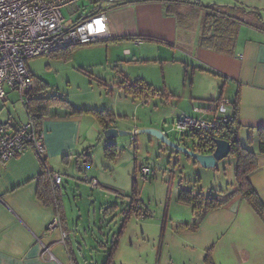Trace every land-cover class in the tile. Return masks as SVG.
<instances>
[{"label":"rangeland","instance_id":"rangeland-1","mask_svg":"<svg viewBox=\"0 0 264 264\" xmlns=\"http://www.w3.org/2000/svg\"><path fill=\"white\" fill-rule=\"evenodd\" d=\"M83 4L87 2L80 3ZM113 5L105 2L103 8L109 11ZM252 7L262 8L264 15V4ZM64 13L67 24L87 15L83 10L74 17L67 10ZM185 19L190 27L180 26L178 37V42L184 44L200 35L202 11L188 13ZM177 46L144 39L109 41L78 46L71 60L41 56L26 61L34 82L45 85L48 96L64 97L77 109H106L114 117L110 128L133 133L108 140L95 125L94 116L83 113L88 140L82 137V145L77 146L76 154H71L69 163H64L62 156L48 162L62 179L57 193L67 215L66 242L70 238L79 264H104L115 240L119 244L113 264H206L208 254L218 263L219 246L224 242L229 247L231 240L241 238L230 230L232 222L239 218L234 212L220 209L196 219L192 206L178 200L183 188L226 197L235 188V159L228 156L215 168L206 169L153 135L140 133L154 129L174 143L191 145L182 136L185 131L179 128L181 119L212 118L194 110L205 111L215 105L224 80L196 71L185 58L180 59L181 44ZM137 79L155 90L146 102L127 96L121 89L126 80ZM233 87H224L225 103L217 107L218 114L231 113ZM5 90L9 94L0 100V120L14 127L26 123L28 116L19 91H11L8 86ZM64 110L59 104L53 105L51 113ZM247 134L245 126L240 140L252 149L257 143L248 145ZM110 145L117 149L112 148L114 151L106 155ZM133 207L141 209L142 214L131 213L125 222ZM247 212L242 217L244 223L251 220L250 216L258 220L254 213ZM222 221L228 227L222 228ZM181 224L197 225L198 229L182 230ZM120 231L123 233L118 238Z\"/></svg>","mask_w":264,"mask_h":264},{"label":"crops","instance_id":"crops-1","mask_svg":"<svg viewBox=\"0 0 264 264\" xmlns=\"http://www.w3.org/2000/svg\"><path fill=\"white\" fill-rule=\"evenodd\" d=\"M193 1L192 3L189 0L192 4L198 2L221 6L246 3L244 5L249 7H260L264 4V0ZM192 4L183 6L182 10L188 13L198 12V7ZM260 10L263 11L262 8ZM107 15L109 31L113 38H128L124 40L136 42L137 39L149 37L152 38L150 39L152 42L165 41V45L173 47L181 44L179 52L182 58L180 59L185 58L188 64L196 68V71H199L197 70L199 68H205L224 76L225 78H221L224 80V87L234 85L231 91L233 96L237 89L241 88V120L246 127L264 126V32L242 25L235 56L228 57L199 47L200 35L192 43H179L180 27L177 25L176 17L165 16L163 4L160 1L131 4L120 8L113 7ZM125 52L130 54L129 49ZM5 93L6 98L9 92L5 90ZM4 99L0 98L3 101ZM24 108L26 109V106ZM213 109L214 105H211L205 111L198 108L194 111L207 115ZM84 119V116H70L66 109L54 114L50 112L44 118L45 156L48 162L58 160L64 155L76 154L77 146L82 145V137L85 136V142L88 140L86 134L89 131L84 129ZM22 125L12 126L18 130ZM95 125H92V129ZM256 143L257 141L254 142ZM258 164V170L250 179L264 203V156L258 157ZM49 169L54 171L52 167ZM42 171V163L33 152L7 162H0V264H69L73 262L67 248L68 243L72 248L70 238L68 243L66 239L63 240L69 233L64 231L62 223L52 227L56 210L53 206L45 205L38 198V178ZM223 210L227 213L234 212L235 216H239L238 220L230 225V230L233 235L236 233L241 238L239 241L231 240L229 247L223 242L218 248V263L214 261L215 264H223L219 260H222L224 264H264V223L250 206L239 198ZM247 211L250 214L254 213L258 220L250 216L251 220L244 223L242 217ZM221 225L222 228L228 227L225 221H222Z\"/></svg>","mask_w":264,"mask_h":264},{"label":"trees","instance_id":"trees-1","mask_svg":"<svg viewBox=\"0 0 264 264\" xmlns=\"http://www.w3.org/2000/svg\"><path fill=\"white\" fill-rule=\"evenodd\" d=\"M152 1L156 0H114L112 8H120L131 4L148 3ZM157 1L162 2L165 16L176 17L178 27L183 25L190 27L188 19H185V17H188V13L182 10V7L189 6L193 2L191 3L189 0ZM192 5L197 6L198 10L202 11L201 33L199 36L198 46L203 49H207L224 56L233 57L235 56L240 27L242 25L264 32V16L262 11L258 8L249 7L242 3H233V5L221 6L216 4L205 5L196 2ZM96 12L97 10L91 11L92 14H95ZM124 39L128 38H113L109 41H120ZM144 39L151 41L150 39L152 38L145 37ZM161 43L166 44L165 41H162ZM75 48L76 47L65 48L53 53L50 57L71 60ZM199 70L220 78H225L217 72L207 70L205 68H199ZM223 88L224 86L220 88V96L214 105L216 111L213 109L208 112L207 115H211L212 118H207L208 120H205L206 122L215 123V127L208 130L195 127L187 129L182 136L186 137L187 140L189 139L191 145H187L186 143H180V145L197 153L211 154L216 148L215 140L221 139L228 141L231 144V153L229 156L235 159V188L226 197L221 198L204 195L201 192H195L191 189L183 188V190L179 193L178 200L181 203L191 205L194 217L196 219H201L207 213L227 208L239 198L245 201L264 223V203L250 179L251 176L258 170V157L264 156V126L247 127V144L252 145L255 141H257V144L252 149L242 145L239 134L245 125L241 120V88L237 89L233 100L229 102L232 108L231 113H225L223 111L221 114H218L217 106H221L225 103L222 98ZM121 89H124L127 96L144 102H146L150 96L155 95V90L152 85L141 79L134 81L126 80L121 85ZM58 104L65 107V109L69 112V115L73 117L82 116L84 115L83 113L93 115L99 127L103 131L110 128L111 124L114 122V117L108 110L74 108L64 97L57 95L48 96L45 85H39L38 82H34V87L31 91H29L28 102L24 106H26L28 117L30 116L32 121L37 126L38 131L41 132L43 131L44 118L50 114L53 105ZM112 148L117 149L114 145L106 147V155L114 151ZM70 156L71 155H64L63 158L65 163H69ZM37 157L43 166V171L38 178V198L45 205L53 206L55 208L56 215L60 218L64 231L68 234L67 215L65 213L63 199L59 193L53 191L51 184L52 175L55 173L49 169L48 159L45 155ZM108 213L109 209H106L104 215L107 216ZM131 213L136 214L137 216L142 214L141 209L133 207L132 210H130V213L126 214L125 222L128 221ZM180 229L196 231L198 226L181 224ZM122 233V231L119 232L118 238ZM118 244L119 242H117V240L112 243L111 250L107 254L104 264H113V258L115 252L117 251ZM69 249L72 254L70 257L73 264H79L74 255V251H72L70 246ZM204 261L206 264H215L213 258L210 257L209 254L205 256Z\"/></svg>","mask_w":264,"mask_h":264},{"label":"built area","instance_id":"built-area-1","mask_svg":"<svg viewBox=\"0 0 264 264\" xmlns=\"http://www.w3.org/2000/svg\"><path fill=\"white\" fill-rule=\"evenodd\" d=\"M82 1L87 4L80 5ZM105 2L114 3V0H0V98H5L8 86L19 91L23 105L28 102L29 91L34 87L33 76L26 66L28 59L50 57L65 48L112 40L108 11L103 8ZM65 10L71 17L82 10L87 15L67 24ZM93 10L97 12L92 14ZM191 127L208 130L215 123L193 118H182L179 122V128L184 131ZM28 152L37 156L46 153L44 132L38 131L30 116L18 130L10 122L0 121V162ZM143 174L148 176L149 172L144 170ZM51 184L57 193L61 176L53 174ZM60 223L56 215L52 227Z\"/></svg>","mask_w":264,"mask_h":264},{"label":"water","instance_id":"water-1","mask_svg":"<svg viewBox=\"0 0 264 264\" xmlns=\"http://www.w3.org/2000/svg\"><path fill=\"white\" fill-rule=\"evenodd\" d=\"M140 133L151 134L157 139H159L162 143L176 150L177 152H181L186 154L188 157H191L195 160V163L200 164L203 168L210 169L215 168L217 164L226 159L231 153V144L226 140L217 139L215 140L216 148L211 154H201L189 150L188 148L174 143L168 139L166 135L162 132L154 130V129H145L140 131ZM133 133L123 132L117 129L108 128L104 130V136L108 140H114L119 137L127 136Z\"/></svg>","mask_w":264,"mask_h":264}]
</instances>
